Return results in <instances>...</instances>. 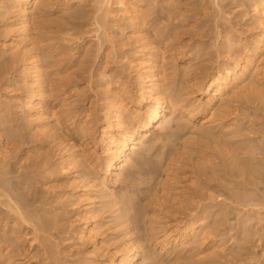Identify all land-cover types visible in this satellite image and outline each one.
Returning a JSON list of instances; mask_svg holds the SVG:
<instances>
[{
    "label": "rangeland",
    "instance_id": "1",
    "mask_svg": "<svg viewBox=\"0 0 264 264\" xmlns=\"http://www.w3.org/2000/svg\"><path fill=\"white\" fill-rule=\"evenodd\" d=\"M125 1L136 2L144 12L138 29L147 48L164 56L160 64L165 68L168 93L178 100L180 110L189 108L194 99L192 79L201 81L226 63L228 49L222 36L241 38L251 49L259 33L248 0ZM117 2L113 0L112 5L116 18L110 17L106 28L113 43L102 35L101 52L97 53V43L88 41L89 37L72 46L58 39L68 29L77 34L93 29L92 0H46L47 7L32 32L36 45L30 48L39 53L46 81L39 105L50 116V124L56 116L61 118L60 129L55 130L58 139L76 145L89 158L99 148L92 147L79 125L87 119L92 134L100 132L108 101L107 81H129L132 93L137 90L123 56L132 59L139 43ZM6 20L0 17V141L11 154L7 172H0V193L10 194L12 188L10 196L19 198L17 202L29 216L34 215L37 225L46 224L39 226V239L31 244L33 230L1 203L0 264H90V258L84 257L90 244L76 246V240L66 241L72 234L71 222L79 225V212L67 197L71 192L68 177L52 168L60 160L58 150L46 136L37 134L26 110L18 108V99L24 104L30 93L22 84L20 60L2 51V42L12 35L5 29ZM252 80L245 82L250 88L231 96L229 105L219 111L220 125L205 129L213 135L196 129L199 114L195 119L177 114L163 130L167 133L150 136L131 154L121 181L110 184L117 203L111 197L102 198L101 190L96 194L95 218L103 226L106 245L115 247L130 230L139 249L149 255L139 259L142 264H264V71L259 80ZM228 120L233 127H221ZM80 169L84 175L96 176L94 169ZM4 185L11 188L4 189ZM121 212L125 221L117 217ZM201 220L206 243L190 240L187 252L173 245L168 252L161 248L164 235L160 231L167 224ZM197 252L205 259L192 258ZM33 256L36 260L31 262Z\"/></svg>",
    "mask_w": 264,
    "mask_h": 264
},
{
    "label": "bare ground",
    "instance_id": "2",
    "mask_svg": "<svg viewBox=\"0 0 264 264\" xmlns=\"http://www.w3.org/2000/svg\"><path fill=\"white\" fill-rule=\"evenodd\" d=\"M92 1L96 10V13L94 12L93 29L84 31L82 34H77L78 32H73L72 29L65 30L61 32L63 33L61 37L60 35L59 38L55 36L61 41H59L60 44L72 46L76 42H83L85 37H89L88 41L93 40L95 44L97 43L98 53L103 48L104 38L113 43L112 36L107 32L109 30L106 31L110 21L109 18L116 16L115 11L112 9L113 0ZM248 2L253 18H255V24L259 29V33L251 41L252 48H248V42L241 38L235 39L228 34L222 36L226 39V48L228 49L226 63L219 65L215 73L206 74V78L201 81H198L195 77L192 79L190 83L193 87L192 93L195 94L194 99L187 105L189 108L185 107L180 110L178 102H176L178 100L172 99V96L168 93L165 68L160 64L164 56L155 51L154 48H147L148 44L145 36L138 29L140 23H143L141 18L144 12H141L140 7L135 4L136 2L129 3L125 0H118L117 5L127 15L126 17L131 25L134 26L133 36L139 43L138 52L133 55L132 59L126 58L125 55L123 56L125 60L123 64L128 65V69H131L128 74L135 78L137 90L134 94L132 93L129 81H123V84L119 83L120 80L115 82L112 80L107 81L105 90L108 93V101L103 110V124L100 132L98 135L92 134V126H87V119L79 125V128L88 135L92 147L99 148V151H94L93 157H90V159L84 150H78L76 145L67 144L65 141L58 139L55 130L60 129L61 118L59 117L60 119H58L54 114L56 117L55 119L53 118L54 123L52 124L54 125L51 127V121L48 119L50 116L39 105L45 93V73L42 64L40 65L39 63V53L36 50V53L32 52L33 48H30V46L36 45H34L35 41L32 32L40 21L42 9L47 7L45 4L46 0H0V10L4 8L3 11H0V17H4V20L7 18L6 23H4L5 29L10 30L9 32L12 33L9 40L6 39L2 42V51L6 54L9 52L15 60H20L23 74L22 84L30 93L29 97L27 96V102L24 104L21 103L20 98L18 99V108L23 107L26 110L29 116L27 118L32 123H35L37 134L46 136L58 150L60 160H57L54 164L52 163V168L63 172L68 177L71 192L69 195L64 192L63 197L67 195L71 202L70 205L79 212L77 218L79 225L76 226L71 222L70 226L74 225L73 230L70 229L72 234L66 241L70 243L74 239L76 240V246L90 244L91 249L87 252L85 251L86 253L83 252L84 257L87 255L90 258H87L90 264H142L139 259L141 257L148 259L149 257L147 252L139 249V245L134 240L130 230L126 231L122 242L120 241L121 243L119 242L118 244L119 240H117L115 243L117 245L110 248V246L106 245L105 238H103V226L95 218V213L98 211L96 199L99 198L96 194L101 190L100 192L103 193V196H100L102 198L105 196L108 199L109 197L114 199L115 194L112 193L110 184L121 181V174L131 163V154L137 153L140 150V145L146 144L145 142L150 136L158 135L166 129L167 124L177 114H181L182 117L185 115L190 119L197 118V114H199L200 117L197 119L200 122V127L198 126L196 129L198 131L201 130L200 132L203 131L202 133L206 136L213 135L212 131L207 130L212 129L213 126L220 125L222 115L219 111L221 112L229 105L231 96L237 95L246 90V88H250L245 83L247 79H253L252 81L259 80L260 73L264 71V0H248ZM13 13L16 16L13 15L16 21L11 19ZM102 35L104 36L103 39ZM37 49L39 50V48ZM224 122L221 127L224 125L225 127H233L234 125L230 120ZM205 129L207 130L205 131ZM163 132L165 133L166 131ZM10 152L9 148L0 141V172H7L5 170H7V164L10 162L8 159ZM93 161L97 163L96 166L93 165ZM82 167L87 170L94 169L96 176L91 178L90 175L80 173V168ZM166 177L168 176L166 175ZM9 182L7 180L8 184ZM168 182H171V180ZM5 186L7 187L8 185H4V189L6 188ZM0 187L3 190L2 185ZM8 188H11L10 185ZM11 190L9 191L11 192L10 194L13 191ZM5 192L0 193V198L1 196L5 198L0 200V205L2 203L4 208L6 207L8 211H11L12 216L18 218V220L33 230L35 234L34 237L31 236L30 241L33 244L34 241L39 239L37 235L40 233L41 227H44L46 223L41 226L42 222L38 218L36 220H40L39 222L41 223L37 225L38 222L35 221L33 213L30 211L33 216H29L30 214L23 209L24 206L22 207L21 203L17 202L19 198L14 200L9 193ZM115 201L117 203V200ZM118 210L120 209L118 208ZM117 217L123 220L124 212H121ZM123 221H125V218ZM204 225L203 220L199 223H189V225H185L182 222L167 224L166 228L160 231L164 235V239L160 241L161 248L167 251L171 249L169 246L173 245L179 249V252H187L190 250V247L187 246L190 240L197 241L200 244L206 243L208 235L205 232ZM193 255L192 258L197 261L205 259V255L202 252H197V254ZM146 256L148 257L146 258ZM35 260L36 258L33 256L31 262Z\"/></svg>",
    "mask_w": 264,
    "mask_h": 264
}]
</instances>
